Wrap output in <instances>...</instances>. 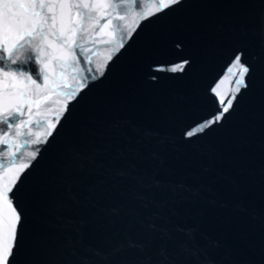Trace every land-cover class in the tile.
Instances as JSON below:
<instances>
[{"label": "water", "instance_id": "95a60500", "mask_svg": "<svg viewBox=\"0 0 264 264\" xmlns=\"http://www.w3.org/2000/svg\"><path fill=\"white\" fill-rule=\"evenodd\" d=\"M166 2L0 0L3 264H264V0Z\"/></svg>", "mask_w": 264, "mask_h": 264}, {"label": "snow or ice", "instance_id": "6c2138e0", "mask_svg": "<svg viewBox=\"0 0 264 264\" xmlns=\"http://www.w3.org/2000/svg\"><path fill=\"white\" fill-rule=\"evenodd\" d=\"M179 3V0H167L166 3H161L158 7L159 8H164L167 9L170 7V5H174ZM137 6H139L137 4ZM22 7V5H21ZM33 7H35V5H33ZM41 8L44 7L43 4L40 5ZM89 5L85 4L84 8H88ZM119 19H123V16H120ZM53 20V26H55V17L52 18ZM108 23H112V21H108ZM35 31V29L33 30ZM73 35H75V32L73 31ZM28 36L31 37L32 36V32H28ZM21 39H24L23 36L20 37ZM13 48H15V45H13ZM8 55L9 57L12 56V50H8ZM13 64L16 63V60L13 59L11 61ZM237 65H240V56L237 55L235 58V63L233 65V67H236ZM182 71L183 70V64L177 65L176 67L172 68L171 71ZM248 68L246 66H242L240 65L239 70H238V76L239 78L235 81V83L237 84V91H239V85H243L245 84V81L243 79L244 74H246L248 72ZM229 72H232V68H229ZM7 74V73H6ZM233 75H237V73H233ZM29 79H32V77H29ZM36 79H39V77L37 76ZM35 82V81H33ZM213 91L215 92V89H213ZM217 95H219L217 93ZM235 97H232L231 95L229 97H227V102L225 103V98H221L219 100V103L221 105H224V107L222 109H220L217 113L213 114V116H210L207 118V120L202 122V125L200 127H197L196 129H190L189 131L186 132V136L191 137V136H195L198 132H202L204 128L206 127H210L211 125L218 123L224 116L225 113H227L229 111V109L232 106V102L234 100ZM17 112L20 113V115H23V112L20 111V109H17ZM2 123L7 124L8 127H12V125L9 123L7 117L4 119V121H2ZM22 126V125H21ZM0 264H3L2 261H0Z\"/></svg>", "mask_w": 264, "mask_h": 264}]
</instances>
